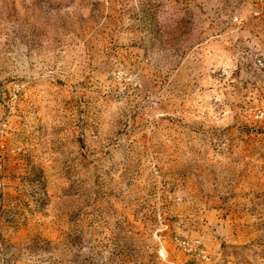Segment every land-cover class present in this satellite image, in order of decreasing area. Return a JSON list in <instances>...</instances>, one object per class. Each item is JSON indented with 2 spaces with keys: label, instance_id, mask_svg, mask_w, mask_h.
Returning <instances> with one entry per match:
<instances>
[{
  "label": "rangeland",
  "instance_id": "obj_1",
  "mask_svg": "<svg viewBox=\"0 0 264 264\" xmlns=\"http://www.w3.org/2000/svg\"><path fill=\"white\" fill-rule=\"evenodd\" d=\"M258 112L264 0H0V264H264Z\"/></svg>",
  "mask_w": 264,
  "mask_h": 264
},
{
  "label": "built area",
  "instance_id": "obj_2",
  "mask_svg": "<svg viewBox=\"0 0 264 264\" xmlns=\"http://www.w3.org/2000/svg\"><path fill=\"white\" fill-rule=\"evenodd\" d=\"M116 77L120 81L123 80L124 78H126L125 80L129 81L133 88L138 87V82L135 79H132L131 77H127V74H124L123 72H118ZM256 118L257 119H263L264 118V113L263 112H258Z\"/></svg>",
  "mask_w": 264,
  "mask_h": 264
}]
</instances>
